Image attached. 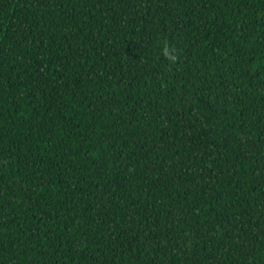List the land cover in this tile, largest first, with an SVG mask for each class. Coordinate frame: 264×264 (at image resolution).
Wrapping results in <instances>:
<instances>
[{"label":"trees","instance_id":"1","mask_svg":"<svg viewBox=\"0 0 264 264\" xmlns=\"http://www.w3.org/2000/svg\"><path fill=\"white\" fill-rule=\"evenodd\" d=\"M0 264H264V0H0Z\"/></svg>","mask_w":264,"mask_h":264},{"label":"clouds","instance_id":"2","mask_svg":"<svg viewBox=\"0 0 264 264\" xmlns=\"http://www.w3.org/2000/svg\"><path fill=\"white\" fill-rule=\"evenodd\" d=\"M162 55L170 62H175L179 55V51L174 47H169L168 44L165 43L162 48Z\"/></svg>","mask_w":264,"mask_h":264}]
</instances>
